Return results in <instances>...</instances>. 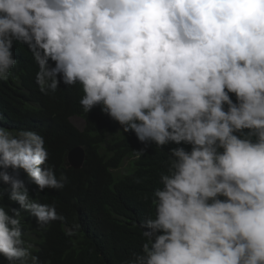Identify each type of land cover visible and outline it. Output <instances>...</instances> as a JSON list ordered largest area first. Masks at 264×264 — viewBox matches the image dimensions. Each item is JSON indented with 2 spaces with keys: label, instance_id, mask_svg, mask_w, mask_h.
Wrapping results in <instances>:
<instances>
[{
  "label": "clouds",
  "instance_id": "1",
  "mask_svg": "<svg viewBox=\"0 0 264 264\" xmlns=\"http://www.w3.org/2000/svg\"><path fill=\"white\" fill-rule=\"evenodd\" d=\"M14 42L32 52L41 92L79 84L85 113L100 106L140 142L190 145L169 149L127 264H264V0H0V80ZM47 158L39 134L0 127V167L62 189ZM0 179L41 226L63 220L18 176ZM10 212L0 207V254L39 264Z\"/></svg>",
  "mask_w": 264,
  "mask_h": 264
},
{
  "label": "trees",
  "instance_id": "2",
  "mask_svg": "<svg viewBox=\"0 0 264 264\" xmlns=\"http://www.w3.org/2000/svg\"><path fill=\"white\" fill-rule=\"evenodd\" d=\"M12 51L17 64L7 80H0V127L13 135L33 131L42 136L48 152L45 166L57 178L66 176L67 183L62 189L40 190L23 169L0 167L24 181L31 199L54 204L63 220L38 224L35 216L8 199L9 185L2 179L0 207L9 215L11 208L20 211L23 239L33 245L39 264H127L146 242L142 233L147 229L142 225L155 217L153 192L162 187L160 176L167 173L169 149L190 150V145L140 142L100 106L85 113L79 84L65 85L61 80L55 92H41L32 52L18 42ZM49 64L54 66L53 61ZM75 116L82 118L81 128L71 121ZM77 146L85 151L80 168L67 159ZM140 150L143 154L137 159L135 152ZM0 264H8L2 254Z\"/></svg>",
  "mask_w": 264,
  "mask_h": 264
},
{
  "label": "water",
  "instance_id": "3",
  "mask_svg": "<svg viewBox=\"0 0 264 264\" xmlns=\"http://www.w3.org/2000/svg\"><path fill=\"white\" fill-rule=\"evenodd\" d=\"M68 162L74 168H80L85 160V151L81 146H77L69 151L67 155Z\"/></svg>",
  "mask_w": 264,
  "mask_h": 264
},
{
  "label": "rangeland",
  "instance_id": "4",
  "mask_svg": "<svg viewBox=\"0 0 264 264\" xmlns=\"http://www.w3.org/2000/svg\"><path fill=\"white\" fill-rule=\"evenodd\" d=\"M71 121L74 123L75 126L81 128L83 126V120L80 117H72Z\"/></svg>",
  "mask_w": 264,
  "mask_h": 264
}]
</instances>
